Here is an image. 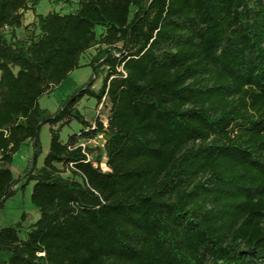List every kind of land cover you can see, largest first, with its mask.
Listing matches in <instances>:
<instances>
[{"label": "trees", "instance_id": "16d2710c", "mask_svg": "<svg viewBox=\"0 0 264 264\" xmlns=\"http://www.w3.org/2000/svg\"><path fill=\"white\" fill-rule=\"evenodd\" d=\"M41 1L0 0V212L32 183L39 213L0 226V264H264V0ZM93 47L90 80L44 109Z\"/></svg>", "mask_w": 264, "mask_h": 264}, {"label": "rangeland", "instance_id": "374dc122", "mask_svg": "<svg viewBox=\"0 0 264 264\" xmlns=\"http://www.w3.org/2000/svg\"><path fill=\"white\" fill-rule=\"evenodd\" d=\"M71 6L69 4H55L52 0H42L40 6L37 9L38 13H46L50 9L56 10H69ZM34 19V13L32 11H27L24 17V23L28 24ZM101 28H97V32H101ZM17 34L23 36L27 34V30L23 26L17 30ZM96 52L95 47L88 50L81 58V66L74 71H72L55 89L43 95L40 98V104L44 109L54 113L58 110L61 101L68 97L73 90L88 82L91 76L94 73V69L91 65H88L91 57ZM103 75L100 73L96 78L94 87L98 89L101 86ZM80 110L85 114L86 118L91 122H94L95 118L98 116L105 123L107 122V117L109 115V107L104 105H97L95 97H84L80 104ZM81 128V124L74 120L70 125H66L61 130V136L63 140H66L68 136L74 132H78ZM40 141L42 146V153L38 157V166H41L43 163L44 156L49 150L51 134L49 131V125L44 124L40 129ZM83 144L93 147L104 149L105 139L102 134L96 136L93 139L81 140ZM34 153V147L31 142L24 143L20 150L14 155L12 163V171L17 177L22 174L23 170L27 166V162L30 156ZM69 175V173H65ZM33 184H29L24 190H18L17 193L8 199L5 203L3 210L0 212V226L15 223L25 212L26 220L23 222V227L20 230V236L24 237L26 232L31 227V224L34 223L39 217L37 208L33 205L31 201V190Z\"/></svg>", "mask_w": 264, "mask_h": 264}]
</instances>
